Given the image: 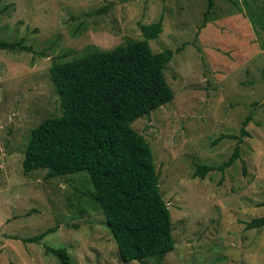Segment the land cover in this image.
<instances>
[{
  "label": "rangeland",
  "instance_id": "obj_1",
  "mask_svg": "<svg viewBox=\"0 0 264 264\" xmlns=\"http://www.w3.org/2000/svg\"><path fill=\"white\" fill-rule=\"evenodd\" d=\"M213 1L204 22L207 0H0V42L32 48L0 49V264H59L45 246L74 264H155L120 260L85 172L47 179L22 163L30 130L61 113L52 62L142 40L141 26L159 20L151 50L181 48L164 70L174 98L131 126L152 149L170 212L174 250L161 264H264V227L245 229L264 217V31L245 3L264 0ZM247 116L240 158L194 177L228 160L236 140L214 141L239 136Z\"/></svg>",
  "mask_w": 264,
  "mask_h": 264
},
{
  "label": "trees",
  "instance_id": "obj_2",
  "mask_svg": "<svg viewBox=\"0 0 264 264\" xmlns=\"http://www.w3.org/2000/svg\"><path fill=\"white\" fill-rule=\"evenodd\" d=\"M213 6L214 1L207 0L204 22ZM245 6L250 22L259 27L258 32L264 31V1ZM162 29L159 20L141 26L142 40L107 51L90 46L69 60L52 62L48 73L61 113L30 130L23 154L24 174L41 170L47 179L87 174L89 196L103 215L123 263L161 264L174 250L170 212L160 192L152 149L131 126L174 98L164 70L181 48L154 53L149 46ZM0 49L32 51L23 40L0 42ZM250 120V116L244 119L239 136L220 135L214 141L236 140L227 161L217 167L200 165L193 176L204 179L239 159ZM263 227L264 217L245 223L246 230ZM54 231L50 228L23 241L38 243ZM44 249L59 264H74L66 248Z\"/></svg>",
  "mask_w": 264,
  "mask_h": 264
}]
</instances>
